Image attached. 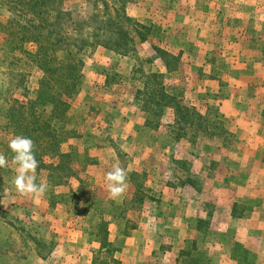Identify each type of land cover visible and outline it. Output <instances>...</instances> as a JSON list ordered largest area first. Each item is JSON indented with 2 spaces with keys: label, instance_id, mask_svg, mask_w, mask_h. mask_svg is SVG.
<instances>
[{
  "label": "rangeland",
  "instance_id": "374dc122",
  "mask_svg": "<svg viewBox=\"0 0 264 264\" xmlns=\"http://www.w3.org/2000/svg\"><path fill=\"white\" fill-rule=\"evenodd\" d=\"M122 1L128 16L151 27L148 39L135 35L128 55L101 45L80 54L82 80L64 121L73 135L61 141V115L58 141L45 121L31 133L42 139L33 141L36 182L46 183L36 198L17 191L8 144L17 121L32 125L31 107L15 102L35 98L44 74L34 53L50 51L20 38L32 0H0V152L9 161L0 168V264H173L176 234L190 219L198 229L187 247L194 258L259 264L237 239L242 221L230 215L234 199H242L234 210L241 217L245 206L260 204L253 195L264 197V179L252 168L254 160L264 168V90L252 89L243 77L251 70L242 67L254 63L253 46L264 62V45L244 40L264 35V25L240 27L238 17L264 0ZM61 7L80 39L92 40L107 17L103 0H61ZM227 25L236 29L227 33ZM161 87L196 116L177 117L173 103L159 107ZM113 164L128 176L117 200L105 181Z\"/></svg>",
  "mask_w": 264,
  "mask_h": 264
},
{
  "label": "trees",
  "instance_id": "16d2710c",
  "mask_svg": "<svg viewBox=\"0 0 264 264\" xmlns=\"http://www.w3.org/2000/svg\"><path fill=\"white\" fill-rule=\"evenodd\" d=\"M111 2L113 7L110 9L108 1L103 0L104 14L107 17L105 22H102L103 25L96 27L97 31L90 35L92 40H89V37L80 39L79 35L73 36V33H78L79 28L77 22H73L69 13L61 7V0H32V19H26L23 24H19V28L22 30L20 38L31 42L38 48L48 49L50 55L34 53L36 65L44 75L39 81V88L34 99L15 102L18 103L17 107L23 111L27 107H31L30 114L32 116L31 127L23 121H17L16 125L14 124L15 132H18L16 135H23L41 143L42 139H39V136L34 138L31 133H41L40 124L42 126L43 121H45V127L51 126L47 132L54 142L58 141L56 137L60 135L61 141L68 139V136H72L73 133L64 122L69 119L67 117V110L69 109L67 99L72 98L79 91L82 80L81 70L84 65L83 57L80 54L85 52L88 47L92 49L94 46L101 45L114 52L122 53V55H128L135 51V35L141 41L148 39L147 35L151 27L128 16L124 6L118 4L123 2L122 0H112ZM95 12H97V7ZM93 19L96 22L99 21L98 13H94ZM108 32L110 36L104 37ZM161 58L166 62L168 68L171 67L169 59L164 56ZM162 89V87L159 88V98L166 100V102H162L164 104L157 102L159 107L164 108L173 103L170 107L174 109L177 117L179 115L184 117L183 112L187 114V117L193 113L191 109L183 106L175 96L170 95L171 97H168ZM47 104L52 105L49 112L45 108ZM38 107L41 108L39 111ZM193 114L196 116L195 113ZM60 115L63 122L60 129L61 134L57 135L55 133L57 128L54 124L57 123L56 119L61 118ZM52 120L54 121L51 122ZM55 145L56 147L60 146L58 142ZM192 243L194 245L195 241ZM195 249L196 246L193 250L195 251ZM192 255L190 249H183L179 253L178 264H212L208 260L205 261L204 255L200 256L201 258H194Z\"/></svg>",
  "mask_w": 264,
  "mask_h": 264
},
{
  "label": "crops",
  "instance_id": "0c3cea01",
  "mask_svg": "<svg viewBox=\"0 0 264 264\" xmlns=\"http://www.w3.org/2000/svg\"><path fill=\"white\" fill-rule=\"evenodd\" d=\"M243 14L244 15L242 16H238L243 19L240 27L246 28V23H245L246 21H250L248 23L250 28H253V30H255V28H259L260 26L259 24L264 25V8H259L258 5H256L254 7L249 8L247 12H244ZM226 27H227L226 28L227 33H229V31L236 29V27L232 25H227ZM244 40H249V41L251 40L253 41V43L259 42L260 44L264 45V35L261 34L256 36L247 35L246 38L244 37ZM249 49L252 54L256 53L254 57L255 60L254 63L250 64L249 66L242 64V67L247 68V70L248 69L251 70V72L249 73L248 71L244 72L243 77L247 78L246 82H248V84L252 86V89L258 90L261 87L262 90H264V86L261 85V83H264V62L260 63L261 56H257L258 48H255L253 46V47H249ZM259 80L260 82L258 85L256 83ZM253 165L255 167L252 168L256 169V171L258 169V175L262 176V179H264V174H263L264 168L262 167L263 162L261 160H254ZM252 185L253 184L245 185L244 186L245 189L243 188L242 191H240L241 195L237 194L236 198L247 196L249 191L253 188ZM252 197L255 198L256 200L261 198L260 204L258 203L257 205H252L250 209H249V205L245 206L244 210L242 211L243 214L241 213L242 215L241 217L238 216V213L234 212V210H235V205L241 202L242 199H234L233 202H231L232 214L230 215V218L240 219L242 221L241 226L237 229L238 231H240L239 233H237V235L240 236V238H237L238 241L242 243L244 247H246L254 254H256L259 264H264V197L258 194L256 195V197L254 195ZM191 221H193V219L188 220V222H186L187 224L186 225L184 224L185 226L184 225L183 227L181 226L178 230V233L176 234L177 236L176 243L180 242V244L176 248V253L175 251H173L174 257H176V261L174 260L175 262L173 264H178V256L180 251H182L187 247H190L193 244L192 243L193 241H195V244L197 243L196 242L197 238H195L193 235L195 231L198 232L197 231L198 229L196 227L197 222L196 220H194L195 224L193 225L192 223H190ZM204 257H205L204 258L205 261L208 260L210 263L212 264L214 263V261L211 260L210 256H208L207 253L206 255L204 254Z\"/></svg>",
  "mask_w": 264,
  "mask_h": 264
},
{
  "label": "clouds",
  "instance_id": "9594fccd",
  "mask_svg": "<svg viewBox=\"0 0 264 264\" xmlns=\"http://www.w3.org/2000/svg\"><path fill=\"white\" fill-rule=\"evenodd\" d=\"M8 147L12 152V162L16 165L14 185L21 195H31L39 198L46 191V183L36 182V169L38 161L34 154V142L23 135H14L9 141ZM8 157L0 152V168L8 165ZM127 172L119 164H113L111 171L105 175L108 186L109 198L117 200L127 188Z\"/></svg>",
  "mask_w": 264,
  "mask_h": 264
}]
</instances>
